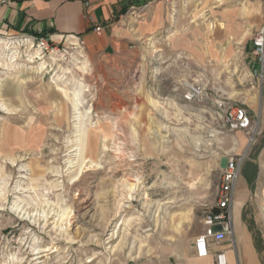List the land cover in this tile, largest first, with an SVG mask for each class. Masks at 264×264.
<instances>
[{
    "label": "rangeland",
    "instance_id": "rangeland-1",
    "mask_svg": "<svg viewBox=\"0 0 264 264\" xmlns=\"http://www.w3.org/2000/svg\"><path fill=\"white\" fill-rule=\"evenodd\" d=\"M161 1L166 29L113 59L0 34V264H203L193 241L234 154L241 225L264 264V90L252 53L264 0L247 13L243 0ZM225 6L236 40L213 41L201 66L179 37L210 42L200 25ZM191 82L210 99L186 101ZM231 104L254 108L250 140L224 123Z\"/></svg>",
    "mask_w": 264,
    "mask_h": 264
},
{
    "label": "crops",
    "instance_id": "crops-1",
    "mask_svg": "<svg viewBox=\"0 0 264 264\" xmlns=\"http://www.w3.org/2000/svg\"><path fill=\"white\" fill-rule=\"evenodd\" d=\"M251 3V0L241 2L239 9L242 5L246 7L240 9L242 13L251 11ZM234 10V6H225L220 12L213 11L218 16L212 20V27L200 25L202 31L205 27L209 32L214 31L210 42L199 43L202 34L195 37L185 34L179 37L178 49L188 53L190 58L195 57L201 66L212 60L213 41L230 45L236 40ZM170 15L161 0H10L0 3V34L23 33L35 37L34 33H43L42 37L50 40L66 41L68 47L81 43L85 50L113 59L121 52L142 46L149 37H157L166 29ZM96 27H100V30L97 31ZM200 44L203 49L199 53ZM255 66L258 69L257 63ZM262 88L264 90V82ZM245 108L247 111L254 110L253 107ZM259 109L264 121V92L259 99ZM239 178L232 204L235 238L227 239L222 245L212 246L211 249L212 252L224 250L228 264H261L251 238L246 237L241 225V202L240 197H236ZM198 259L203 264H214L213 254Z\"/></svg>",
    "mask_w": 264,
    "mask_h": 264
},
{
    "label": "built area",
    "instance_id": "built-area-1",
    "mask_svg": "<svg viewBox=\"0 0 264 264\" xmlns=\"http://www.w3.org/2000/svg\"><path fill=\"white\" fill-rule=\"evenodd\" d=\"M10 0H0L7 3ZM169 1V0H167ZM99 31L100 27H96ZM41 42L47 39L40 37ZM252 53L257 59V73L264 82V22L256 30L253 39ZM210 92L199 83H186L182 88V96L186 101L203 102L210 99ZM224 123L230 130H242L252 138V118L243 105L231 104L224 109ZM251 131V132H250ZM244 156L234 154L227 158L220 174V182L217 190L215 208L209 211L204 219V230L193 241L194 255L205 258L213 254L214 264H228L224 250L216 249L212 252V246H220L228 238H232L234 231L232 226V204L234 200V188L241 173Z\"/></svg>",
    "mask_w": 264,
    "mask_h": 264
},
{
    "label": "trees",
    "instance_id": "trees-1",
    "mask_svg": "<svg viewBox=\"0 0 264 264\" xmlns=\"http://www.w3.org/2000/svg\"><path fill=\"white\" fill-rule=\"evenodd\" d=\"M42 35H43V33H34L33 36H35V37H37V38H40V37H42Z\"/></svg>",
    "mask_w": 264,
    "mask_h": 264
},
{
    "label": "bare ground",
    "instance_id": "bare-ground-1",
    "mask_svg": "<svg viewBox=\"0 0 264 264\" xmlns=\"http://www.w3.org/2000/svg\"><path fill=\"white\" fill-rule=\"evenodd\" d=\"M244 8H246L245 5H242V6L240 7L241 10H243ZM247 9H248V8H247ZM244 11H245V10H244ZM36 53H37V52H36Z\"/></svg>",
    "mask_w": 264,
    "mask_h": 264
}]
</instances>
